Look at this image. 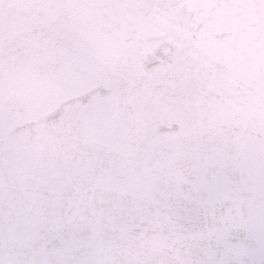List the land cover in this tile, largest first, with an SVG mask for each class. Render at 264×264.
Listing matches in <instances>:
<instances>
[{
    "label": "snow or ice",
    "instance_id": "snow-or-ice-1",
    "mask_svg": "<svg viewBox=\"0 0 264 264\" xmlns=\"http://www.w3.org/2000/svg\"><path fill=\"white\" fill-rule=\"evenodd\" d=\"M0 264H264V0H0Z\"/></svg>",
    "mask_w": 264,
    "mask_h": 264
}]
</instances>
